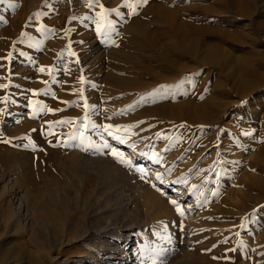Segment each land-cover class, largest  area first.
I'll use <instances>...</instances> for the list:
<instances>
[{"label": "rangeland", "instance_id": "374dc122", "mask_svg": "<svg viewBox=\"0 0 264 264\" xmlns=\"http://www.w3.org/2000/svg\"><path fill=\"white\" fill-rule=\"evenodd\" d=\"M154 1L0 0V264H264V0Z\"/></svg>", "mask_w": 264, "mask_h": 264}, {"label": "bare ground", "instance_id": "6f19581e", "mask_svg": "<svg viewBox=\"0 0 264 264\" xmlns=\"http://www.w3.org/2000/svg\"><path fill=\"white\" fill-rule=\"evenodd\" d=\"M243 2V1H242ZM241 3V2H240ZM229 5V4H228ZM240 5V4H239ZM244 5V4H243ZM140 6V5H139ZM246 6V5H245ZM153 8V15H154V18H153V20L152 21H159V14L160 13H162V6L159 4V2H158V0H155L154 1V6H152ZM247 7V6H246ZM174 10V9H173ZM208 10H210L209 8H208ZM211 13H212V10L210 11ZM242 12H243V10H242ZM163 13H164V11H163ZM166 13V17L164 18V19H166L167 20V18H168V16L170 15V12L169 11H166L165 12ZM173 13V12H172ZM210 14V13H209ZM217 14H219V13H217ZM163 19V20H164ZM161 21V20H160ZM162 22V21H161ZM183 23V22H182ZM143 24V23H142ZM166 24V23H165ZM170 24V23H169ZM132 28H141V22H140V20L139 21H135V22H132ZM147 26V25H146ZM167 26V25H166ZM142 27H144L143 29H144V31L147 29L146 27H145V24H144V26H142ZM168 27V26H167ZM144 31H142V32H144ZM207 33H208V30L206 31ZM166 33H168V35H167V37L169 36V37H172L175 41H177L178 43H179V46H180V49H178L179 51H180V53H179V56H177L176 58H175V56H176V54H174V51L173 50H165V49H163V47H166L165 46V44H163L162 45V47L160 46V40H158V39H156L155 38V36L153 35V34H150V33H148L147 31H145V35L146 36H148L147 38H148V40L150 41V43H151V45H152V47L153 48H157V50H158V52H159V56L160 57H158L159 59L157 60V62H159L160 64H165V69H168V70H174V72H176L177 73V76H181V75H183V74H185L186 72H188V71H190L191 69H189L188 67H185V66H181L180 65V58H181V56L180 55H182V56H184V55H189V56H191L192 58H195L196 60H198V61H200V64H206V63H208L209 62V60L211 59V57L212 56H210V57H204L203 59H200V58H198V55H197V49L196 48H190V47H186L185 46V44H187L186 42L190 39L189 38V36L188 35H186L184 32H182L181 30H179V29H176V26H174L173 25V27H170L169 28V30L166 32ZM209 34V33H208ZM217 34H218V36L220 37L221 36V38H223L222 40H224L225 42L227 41L228 43L230 42V41H233L234 40V36H232V35H230V34H228L227 32H225V31H222V30H219L218 32H217ZM207 36V35H206ZM215 36V35H214ZM208 37V36H207ZM216 37V36H215ZM233 37V38H232ZM237 38V37H236ZM210 39H212V38H210ZM239 39V38H238ZM207 40V39H206ZM237 40V39H236ZM221 41V40H220ZM237 41H240V40H237ZM226 42V43H227ZM194 44H198V42H195ZM212 47H214L213 45H211ZM215 48L216 49H220V50H222L221 52V54H219L220 56L218 57L219 59H220V57L221 58H223V59H228V53H229V51L228 50H224L221 46H217V45H215ZM167 51V52H166ZM214 51V50H213ZM178 52V51H177ZM184 53H186V54H184ZM218 53H220V52H218ZM158 55V54H157ZM214 59H215V57H214ZM211 61V60H210ZM194 70V69H193ZM192 70V71H193ZM156 79H158L160 82L161 81H163V82H161L160 84H164V81L166 82V81H171V80H173L174 78H171V79H163V78H159L158 76H156ZM111 80H113L114 82V85H116V86H119V84H120V82L118 83V82H115L116 80L114 79V76L113 77H111ZM119 81V80H118ZM249 86V85H248ZM249 88H250V86H249ZM253 89V88H252ZM251 89V90H252ZM256 89H258V87H255L253 90H256ZM247 92V91H246ZM250 93V92H249ZM245 95V94H244ZM247 95H249V94H247ZM244 97V96H243ZM225 111V110H224ZM207 122V121H206ZM204 124H206V123H204ZM259 167V166H258ZM1 173V172H0ZM263 174V173H262ZM254 181V180H253ZM252 183V182H251ZM146 189V188H145ZM149 190V189H148ZM164 192V191H163ZM155 196V199L156 198H159L160 200H162L161 199V196L160 197H156V195H154ZM150 197V196H149ZM173 199H174V197H171V199L169 200V202L171 203L172 201H173ZM175 200V199H174ZM159 201V200H158ZM163 201V200H162ZM159 203V202H158ZM25 205V204H24ZM190 204H187L186 205V208H188V210H190L191 208H192V206H189ZM187 210V209H186ZM192 213H193V211H192ZM191 212H190V214H189V216L191 217V220H190V222L192 223V225H197V223H196V221H195V219L192 217V214ZM104 231H105V233L106 234H108V233H110L111 231H112V229H109L108 227H104ZM103 231V232H104ZM121 232V234L120 233H118L119 235H121V237H124V233H126V231H120ZM128 237V236H127ZM126 238V237H125ZM119 245V244H118ZM120 246V245H119ZM118 246V247H119ZM127 261V259L125 258V262ZM77 262H79V261H73L72 263H77ZM122 264H124V263H122Z\"/></svg>", "mask_w": 264, "mask_h": 264}, {"label": "snow or ice", "instance_id": "6c2138e0", "mask_svg": "<svg viewBox=\"0 0 264 264\" xmlns=\"http://www.w3.org/2000/svg\"><path fill=\"white\" fill-rule=\"evenodd\" d=\"M141 2H142V3H143V2H146V0H141ZM98 30H99V29H98ZM41 71H44V69L42 68ZM85 106L87 107V105H85ZM59 123H67V121H61V122H59ZM110 128H111L110 125L107 126V127L105 128V131H109ZM111 134H112V133L109 131V135H111ZM115 138H116L117 140H120L121 142H123V140H122V138H121L120 136H116ZM103 147H104V148H110V149H111V146H110L109 144H107V143H105V144L103 145ZM111 152H112V155L115 156L121 164H125V165H127V166H129V167L132 166V161L129 160V159L124 158L123 153H119V152H117L116 149H111ZM139 171L143 172V169H139ZM157 179L159 180V179H161V177L157 176ZM172 203H173L174 205L177 206V211H180V214L183 215V212L180 210V207H179V205L177 204V202H176V201H172ZM153 264H156V261H155V260L153 261Z\"/></svg>", "mask_w": 264, "mask_h": 264}]
</instances>
